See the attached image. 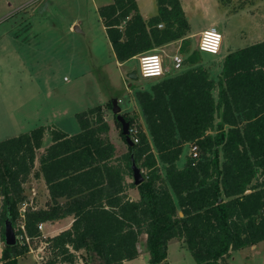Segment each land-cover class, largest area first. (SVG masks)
I'll list each match as a JSON object with an SVG mask.
<instances>
[{
	"label": "trees",
	"instance_id": "obj_1",
	"mask_svg": "<svg viewBox=\"0 0 264 264\" xmlns=\"http://www.w3.org/2000/svg\"><path fill=\"white\" fill-rule=\"evenodd\" d=\"M156 4L147 20L136 0L97 8L119 63L175 40L184 55L180 73L135 92L147 132L138 129V142L127 145V153L116 155L103 104L75 113L77 133L40 125L0 141L2 240L6 220L13 229L22 220L33 239L41 236L39 223L73 217L47 239L52 255L45 264H72L79 250L96 252L103 264H122L139 255L141 235L149 264H169L174 239L185 242L196 264H221L232 251L264 241V39L230 50L214 80L199 51L189 52L190 26L180 0ZM114 123L125 140L115 116ZM45 134L52 142L34 171ZM187 143L197 145L199 159L178 167ZM131 156L147 170L138 185L127 180ZM30 174L43 176L49 197L44 207L22 211ZM130 189L138 199L129 197ZM27 251L18 240L4 243L0 264H18Z\"/></svg>",
	"mask_w": 264,
	"mask_h": 264
},
{
	"label": "rangeland",
	"instance_id": "obj_2",
	"mask_svg": "<svg viewBox=\"0 0 264 264\" xmlns=\"http://www.w3.org/2000/svg\"><path fill=\"white\" fill-rule=\"evenodd\" d=\"M111 1L0 0V141L47 122L45 126L58 125L64 131L78 132L75 113L103 104L105 120L110 126L108 135L115 145L116 155L127 153L128 146L115 126L108 101L117 99L125 119H131L138 129L144 130L143 119L137 109H125L130 102L128 94L150 90L160 79L141 77L137 60L125 65V69L136 71L135 79L118 72L97 11L99 6ZM180 2L182 7L185 5L193 32L209 26L217 29L223 26L222 38L231 48L264 39V0H230L226 4L218 0ZM191 30L187 34L189 52L196 49L198 40L197 35L189 37ZM180 43V40H175L169 46L161 45L150 52L170 54L175 48L179 50ZM199 54L201 64L206 67L214 66L222 59V54ZM167 62L171 64L169 58ZM183 69L182 66L171 74L180 73ZM213 95L217 98L216 90ZM45 135L48 139L49 136ZM193 145H184L178 167L183 166L187 159L191 162L199 159L191 157ZM137 165L144 175L147 170L141 166V160ZM127 179L133 180L132 177ZM23 187L27 206L37 208L44 204L47 194L41 180L30 174ZM129 192L133 198V191ZM66 225L54 223L51 230H48L50 225H44L43 230H39L41 237L30 239L23 232L22 220H17L14 232L22 231L16 234L17 240L20 245L25 243L28 247V251L19 257L18 264H45L52 255L47 241L51 237L49 235ZM3 247L0 226V255ZM137 247L141 255L135 264H149L144 235L140 236ZM249 254L251 257L247 258ZM75 255L77 264H103L94 251L79 250ZM232 255L225 257L221 264H264V243L255 252L246 249ZM166 259L169 264H196L182 239L169 242Z\"/></svg>",
	"mask_w": 264,
	"mask_h": 264
},
{
	"label": "crops",
	"instance_id": "obj_3",
	"mask_svg": "<svg viewBox=\"0 0 264 264\" xmlns=\"http://www.w3.org/2000/svg\"><path fill=\"white\" fill-rule=\"evenodd\" d=\"M137 1V5H138V8H139V11H140V13H141V15H142V17H143V19L144 20H147V19H149L150 17H152V16H154L156 13H157V4H156V0H154V3H153V1H151V0H136ZM182 1V3H183V0H181ZM112 2V1H111ZM108 3V2H107ZM106 3V4H107ZM10 4V3H9ZM183 8H184V11H185V14H186V17H187V20H188V22H189V26H190V30H191V23H190V21H189V19H188V14H187V10H186V8H185V5L183 4ZM221 32H222V35H223V30H224V27L223 26H221L220 28H218ZM204 30V29H203ZM192 31V30H191ZM202 30H199V31H197V32H193L192 31V33H190L189 34V37L191 36V37H195L196 35H198L200 32H201ZM224 36V35H223ZM107 40H108V38H107ZM174 41H172V42H170V43H173ZM108 43H109V45H110V42H109V40H108ZM170 43H167L166 45H164L165 47L166 46H169V44ZM248 44H246V45H249V44H252V43H254V42H247ZM110 47H111V45H110ZM244 47V46H243ZM112 49V48H111ZM234 49H237V48H231V47H229V46H227L226 45V43H225V41L223 40V43H222V47H221V50H220V53H219V55H221L222 54V59L220 60V62L218 63V64H216V65H211V67H206L205 65H203V66H205L208 70H209V72H211V77L214 79V80H217L218 79V77H219V75H220V72H221V68H222V62H223V58L225 57V55L230 51V50H234ZM178 50V48L176 49H173L172 50V52L170 51V54H172V53H175L176 51ZM113 52V51H112ZM167 54H169V53H167ZM208 54H204V56H207ZM208 56H213V55H208ZM113 58H114V63H115V65L117 66V68H118V72L121 74V75H129V73H131L133 70H131V69H125V65L129 62V61H132V60H137V57H133V58H131V59H129V60H126V61H124V62H122V63H119L116 59H115V56H114V53H113ZM126 70H128V72H125ZM129 95V99H130V102L128 103V105L125 107V109L126 110H128L130 107H133L134 109H137V111H138V113L140 114V118H142L143 119V121H142V124L145 126V129H144V131L146 132V124H145V121H144V117H141L142 116V111H141V109H140V107H139V104H138V101H137V99H136V97H135V91L134 92H132V94L130 95V94H128ZM65 114V113H64ZM49 122H47V123H45V124H43V125H46V124H48ZM56 126H58V125H56ZM58 128H61L60 126H58ZM63 129V128H62ZM74 129H75V127H74ZM80 130V129H79ZM79 130H78V132H79ZM64 131V130H63ZM77 130H72L71 132H67V131H65V132H67V133H69V134H74V133H77L76 132ZM48 135V134H47ZM49 136V135H48ZM45 137H47L46 135L43 137V140H42V146H41V148L39 149V150H37L36 151V158H35V161H34V171H38V169H39V162H38V159H39V156L43 153V151H44V149L47 147V146H49L50 144H51V137L49 136L48 137V139H46ZM113 143V142H112ZM114 144V143H113ZM115 146V145H114ZM181 157V156H180ZM178 162H179V160H178ZM178 162H177V164H178ZM182 167V166H181ZM33 177H35V178H38L39 180H41L42 182H43V184H44V186H45V192H46V198H45V201L48 199V197H49V195H48V189H47V186H46V184H45V181H44V179H43V176L40 174L39 175V177H37V176H33ZM128 180V179H127ZM130 190H132L133 191V198L132 197H130ZM130 190H128V195H129V197L131 198V199H133V200H136V199H138V191L136 190V189H130ZM45 201H44V204H45ZM44 204L42 205V206H40V207H44ZM38 208V207H37ZM72 221H73V217L72 216H66V217H64V218H61V219H58V220H54V221H48V222H43V226L44 225H50L49 226V229L48 230H51V229H53L52 227H53V224L54 223H57L58 225L60 224V223H66L67 225H66V227L65 228H63V229H60L59 231H56V232H54V233H52L51 235H49V236H54V235H56V234H58L60 231H62V230H64V229H67L70 225H71V223H72ZM43 230V229H42ZM49 234V233H48ZM145 236V235H144ZM41 237V236H40ZM145 238H146V236H145ZM264 243V241H261V242H258V243H256V244H254V245H252V246H249V247H245V248H242V249H239V250H236V251H240V250H246V249H248L249 250V252H255L258 248H259V245H261V244H263ZM236 251H232L231 252V254H233L234 255V253L236 252ZM148 254V253H147ZM141 255V253H139V255L136 257V258H134V259H132V260H127V261H124L122 264H135L136 263V261L139 259V256ZM233 255H232V257H233ZM148 258H149V255L147 256ZM249 257H251V255L249 254V255H247V258H249ZM245 258H246V256H245ZM79 262H81L80 260H79ZM77 264L78 262H75V260H74V262L72 263V264ZM82 263V262H81ZM58 264H60V263H58ZM61 264H68V263H61ZM83 264V263H82Z\"/></svg>",
	"mask_w": 264,
	"mask_h": 264
},
{
	"label": "built area",
	"instance_id": "obj_4",
	"mask_svg": "<svg viewBox=\"0 0 264 264\" xmlns=\"http://www.w3.org/2000/svg\"><path fill=\"white\" fill-rule=\"evenodd\" d=\"M157 26L158 28H161L163 27V24L159 23ZM197 36L198 40L196 41L197 43L195 47L197 51L211 55L220 53L223 38L222 33L217 29V27L209 26L202 30ZM134 57H137L138 70L141 77L158 79L172 75L171 72L180 70L183 66L184 60V55L179 50L175 53L164 55L154 52H144ZM168 58L171 60L170 65L167 62ZM129 135L133 143L138 142V127L136 125H129ZM190 154L193 159L198 158L199 149L197 145L194 144L192 146ZM22 206L26 207V202L22 203ZM25 207L21 210L23 211ZM42 228L43 223H39L38 229L42 230Z\"/></svg>",
	"mask_w": 264,
	"mask_h": 264
},
{
	"label": "water",
	"instance_id": "obj_5",
	"mask_svg": "<svg viewBox=\"0 0 264 264\" xmlns=\"http://www.w3.org/2000/svg\"><path fill=\"white\" fill-rule=\"evenodd\" d=\"M77 29V27H75ZM128 77L130 79L136 78L135 71H132L129 73ZM112 108L111 112L115 116V119L120 123L121 125V133L125 137V142L127 145L132 146L133 141L130 138L129 135V121H127L124 116L121 114V107L119 106L117 99L111 100ZM131 170H132V179L135 185L140 184L144 180V176L142 174V171L140 167L136 164L134 158L131 156ZM17 242V237L15 235L14 229L10 221L6 220L4 223V243L5 245H15Z\"/></svg>",
	"mask_w": 264,
	"mask_h": 264
}]
</instances>
